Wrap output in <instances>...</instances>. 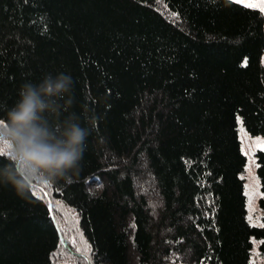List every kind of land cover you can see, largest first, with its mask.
<instances>
[{
	"label": "trees",
	"instance_id": "1",
	"mask_svg": "<svg viewBox=\"0 0 264 264\" xmlns=\"http://www.w3.org/2000/svg\"><path fill=\"white\" fill-rule=\"evenodd\" d=\"M263 57L264 12L236 0H0V120L60 72L97 117L72 182H0V264H253L254 238L264 256L238 121L264 136Z\"/></svg>",
	"mask_w": 264,
	"mask_h": 264
},
{
	"label": "clouds",
	"instance_id": "2",
	"mask_svg": "<svg viewBox=\"0 0 264 264\" xmlns=\"http://www.w3.org/2000/svg\"><path fill=\"white\" fill-rule=\"evenodd\" d=\"M74 81L63 72L21 85L18 99L0 120V145L9 150L0 182L21 197L34 183L72 182L81 169L87 139L97 117L71 111Z\"/></svg>",
	"mask_w": 264,
	"mask_h": 264
},
{
	"label": "rangeland",
	"instance_id": "3",
	"mask_svg": "<svg viewBox=\"0 0 264 264\" xmlns=\"http://www.w3.org/2000/svg\"><path fill=\"white\" fill-rule=\"evenodd\" d=\"M241 3L256 5L260 3V0H241ZM238 121L240 138L242 141V150L247 156V164L242 176L245 178V190L248 198V218L254 225H263L264 211L259 205V200L262 196V190L257 174L256 152L258 149H264V136L251 134L245 128L240 116L238 117ZM253 241L254 247L252 249V262L253 264H264V256L261 255L259 251L260 240L254 238Z\"/></svg>",
	"mask_w": 264,
	"mask_h": 264
},
{
	"label": "snow or ice",
	"instance_id": "4",
	"mask_svg": "<svg viewBox=\"0 0 264 264\" xmlns=\"http://www.w3.org/2000/svg\"><path fill=\"white\" fill-rule=\"evenodd\" d=\"M238 2H241V0H238ZM245 6H248V7H259V9L262 12H264V0H260V3L256 4V5L246 3ZM4 151H5V148L4 147H0V153H3Z\"/></svg>",
	"mask_w": 264,
	"mask_h": 264
}]
</instances>
